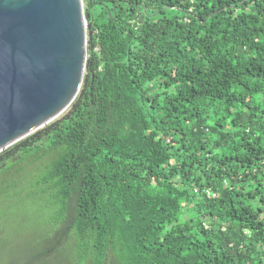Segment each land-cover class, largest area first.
<instances>
[{
    "label": "trees",
    "instance_id": "obj_1",
    "mask_svg": "<svg viewBox=\"0 0 264 264\" xmlns=\"http://www.w3.org/2000/svg\"><path fill=\"white\" fill-rule=\"evenodd\" d=\"M85 15L78 95L0 152V250L43 233L64 264H264V0Z\"/></svg>",
    "mask_w": 264,
    "mask_h": 264
},
{
    "label": "water",
    "instance_id": "obj_2",
    "mask_svg": "<svg viewBox=\"0 0 264 264\" xmlns=\"http://www.w3.org/2000/svg\"><path fill=\"white\" fill-rule=\"evenodd\" d=\"M90 27L83 0H0V152L70 107Z\"/></svg>",
    "mask_w": 264,
    "mask_h": 264
},
{
    "label": "rangeland",
    "instance_id": "obj_3",
    "mask_svg": "<svg viewBox=\"0 0 264 264\" xmlns=\"http://www.w3.org/2000/svg\"><path fill=\"white\" fill-rule=\"evenodd\" d=\"M83 1L85 6V0ZM37 164L38 163H35L33 167L38 166ZM27 175L28 177L25 179V182L35 179L38 176V173L28 171ZM31 234V239H34L33 233ZM21 238L22 237L19 238V236H16L8 239L6 246L0 250V264H64L63 261H61V255H55L50 259H43L40 256H37L41 251L48 248L52 241L53 243L55 242V235L47 236L42 233L38 238L37 245L32 244L31 239L22 240Z\"/></svg>",
    "mask_w": 264,
    "mask_h": 264
},
{
    "label": "built area",
    "instance_id": "obj_4",
    "mask_svg": "<svg viewBox=\"0 0 264 264\" xmlns=\"http://www.w3.org/2000/svg\"><path fill=\"white\" fill-rule=\"evenodd\" d=\"M211 193V191H209Z\"/></svg>",
    "mask_w": 264,
    "mask_h": 264
}]
</instances>
